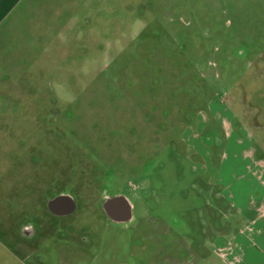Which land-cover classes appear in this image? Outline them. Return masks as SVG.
I'll list each match as a JSON object with an SVG mask.
<instances>
[{"label": "rangeland", "instance_id": "374dc122", "mask_svg": "<svg viewBox=\"0 0 264 264\" xmlns=\"http://www.w3.org/2000/svg\"><path fill=\"white\" fill-rule=\"evenodd\" d=\"M257 121L264 0H2L0 264H186L158 217L227 264L246 221L213 188L242 186Z\"/></svg>", "mask_w": 264, "mask_h": 264}, {"label": "crops", "instance_id": "0c3cea01", "mask_svg": "<svg viewBox=\"0 0 264 264\" xmlns=\"http://www.w3.org/2000/svg\"><path fill=\"white\" fill-rule=\"evenodd\" d=\"M0 2H2V0H0ZM231 116L234 117V114L231 113ZM252 138V141L258 148H251L247 153L243 154L248 161L244 168L246 169V174L243 173L245 171L240 174L244 182L242 186L236 188L237 193L230 192L228 195H222L218 192L219 188H217L215 184L216 187L213 188L214 193L217 195L214 198L218 200L216 204L220 205V201H222L226 208L228 206L231 207V210L238 208L242 212L239 213L241 219L246 221L243 227L240 226L219 246L221 249L220 258L227 264H251L246 260V250H244V246L247 245L246 247L250 249L257 247L255 240H259L260 246L264 244V150H260L262 148L259 145L262 139L264 140V131L259 121H257L253 127ZM208 185L212 186L213 184L209 183ZM231 198H234V200ZM240 204L244 207H240ZM131 209L132 204L124 198L104 204L106 216L116 223H122V221L127 218L130 220L132 218V213L130 214ZM158 220L161 222L162 228L159 229L156 234L158 241L161 242V246L172 251L187 252L188 256L183 262L186 264H196L195 260L198 253L194 249L193 240L189 239L191 236L186 239L185 232H177L172 229L161 217H158ZM183 233H185V235ZM253 238H255V240H253ZM256 249L264 253L263 247H257ZM176 264H179V262Z\"/></svg>", "mask_w": 264, "mask_h": 264}, {"label": "clouds", "instance_id": "9594fccd", "mask_svg": "<svg viewBox=\"0 0 264 264\" xmlns=\"http://www.w3.org/2000/svg\"><path fill=\"white\" fill-rule=\"evenodd\" d=\"M53 87L55 88L57 95L62 99V100H71V94L65 91L64 87L60 84H53Z\"/></svg>", "mask_w": 264, "mask_h": 264}]
</instances>
